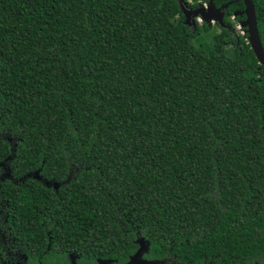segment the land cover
<instances>
[{
  "label": "trees",
  "instance_id": "1",
  "mask_svg": "<svg viewBox=\"0 0 264 264\" xmlns=\"http://www.w3.org/2000/svg\"><path fill=\"white\" fill-rule=\"evenodd\" d=\"M217 28L176 0H0V264L122 259L133 230L194 262L264 252V68Z\"/></svg>",
  "mask_w": 264,
  "mask_h": 264
},
{
  "label": "flooded vegetation",
  "instance_id": "2",
  "mask_svg": "<svg viewBox=\"0 0 264 264\" xmlns=\"http://www.w3.org/2000/svg\"><path fill=\"white\" fill-rule=\"evenodd\" d=\"M178 3V6L182 5V10L180 8L181 14L183 16L184 11L186 13L191 14L193 11L198 9H203L206 17L211 18L210 23H205L204 21H201V24H199L198 21H196L194 18L195 16L191 15L189 17L188 24L190 28H194L192 25L193 20H195V24L199 27L206 25L209 28L211 27V23L213 27L217 28L218 23L214 20L217 18H222L223 21V27L219 26L221 29H225L228 32L232 33L235 37L237 43L239 42V38H242L246 36L245 41L247 44H249L248 35H247V28L242 27L240 25H244V22L246 21V13H245V3L243 0H207L200 1L195 6L193 3L188 0L187 2H184L182 0H176ZM211 2L213 4V8L209 9L208 4ZM251 3L254 8L255 16H256V22H257V30L259 34L260 39V33H262L263 39H264V0H251ZM232 10V12H231ZM203 12V11H202ZM230 13H232L230 15ZM200 17H197L199 19ZM201 19V18H200ZM184 22V17H183ZM212 29V28H210ZM218 29V28H217ZM219 31V29H218ZM261 46L262 42L260 40ZM250 46V44H249ZM251 49V47H250ZM263 49V47H262ZM264 52V49H263ZM42 181L44 184L47 182L45 180H42L40 177L39 181ZM53 188V185L49 186ZM57 192V191H56ZM127 233H131L130 231H127ZM49 232L46 233L48 237V244L46 251L48 252L50 250V236ZM132 240H131V246L129 247L131 250L128 254H125V257L120 259L119 257H106V258H95L92 263L84 261V259L81 258L80 255L76 254L75 252H63L60 250V254L56 257H51L50 255L47 256L48 260L45 263H42L39 259L36 263H29L28 258L25 257V254L21 252L16 246H11V248L16 252L18 256L15 258H10V261H14V264H102L98 263V259L100 260H108L107 263L104 264H127L131 257L134 255H138L139 263L137 264H213L212 260L215 257H211L210 259H207L205 256H202L199 258L198 262L192 261L195 260V257L191 256L190 254H186L184 250H182L181 247L174 246V247H168L167 249L163 248H156L152 247L150 241L145 237L143 231H132ZM13 243V239H8L4 237V235L0 236V244L3 247H6L7 251H10V249L7 248L10 243ZM186 243H189L188 241H185ZM179 244H182V241L178 242ZM45 251V253H46ZM124 253V249L120 250ZM249 264H264V252L255 254L251 259H248Z\"/></svg>",
  "mask_w": 264,
  "mask_h": 264
},
{
  "label": "water",
  "instance_id": "3",
  "mask_svg": "<svg viewBox=\"0 0 264 264\" xmlns=\"http://www.w3.org/2000/svg\"><path fill=\"white\" fill-rule=\"evenodd\" d=\"M245 3V13H246V21L244 22V25H240L242 27H246L247 30V35H248V40H249V44L251 47V50L253 51V54L258 62V64L260 66H262L264 68V52L260 43V39H259V34H258V30H257V22H256V16H255V12H254V8L253 5L251 3V0H243ZM181 10H182V5L180 6ZM209 9L213 8V4L211 2H209L208 7ZM203 11V12H202ZM193 15L195 17H200L202 21H204L205 23H210L211 22V18L210 17H206L204 10L203 9H198L193 11L191 14L186 13L184 11L183 13V17H184V25L185 26H189L188 21H189V17ZM215 22L218 23L219 26L223 27V21L222 18H217L214 20ZM192 25L194 26V28H196V24H195V20H193ZM35 179L39 180L40 176L38 175V172H35L34 176ZM52 182H46L45 186L49 187L51 185ZM53 190L57 191L59 188L60 183L58 182H53ZM98 263H107L108 260H97ZM139 263L138 260V255H134L131 257L130 261L127 264H137Z\"/></svg>",
  "mask_w": 264,
  "mask_h": 264
},
{
  "label": "rangeland",
  "instance_id": "4",
  "mask_svg": "<svg viewBox=\"0 0 264 264\" xmlns=\"http://www.w3.org/2000/svg\"><path fill=\"white\" fill-rule=\"evenodd\" d=\"M196 21H198L199 22V24H201V19L199 18V19H197V17H195L194 18ZM211 25V27L210 28H212L211 30H213V31H216V32H218V29L216 28V27H213V25H212V23L210 24ZM207 44L209 45L210 44V42H207Z\"/></svg>",
  "mask_w": 264,
  "mask_h": 264
}]
</instances>
